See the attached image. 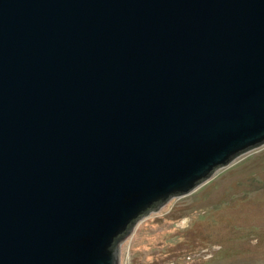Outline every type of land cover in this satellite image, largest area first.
<instances>
[{"label": "water", "instance_id": "water-1", "mask_svg": "<svg viewBox=\"0 0 264 264\" xmlns=\"http://www.w3.org/2000/svg\"><path fill=\"white\" fill-rule=\"evenodd\" d=\"M263 144L264 0H0V264H121Z\"/></svg>", "mask_w": 264, "mask_h": 264}, {"label": "rangeland", "instance_id": "rangeland-1", "mask_svg": "<svg viewBox=\"0 0 264 264\" xmlns=\"http://www.w3.org/2000/svg\"><path fill=\"white\" fill-rule=\"evenodd\" d=\"M121 264H264V144L142 217Z\"/></svg>", "mask_w": 264, "mask_h": 264}]
</instances>
